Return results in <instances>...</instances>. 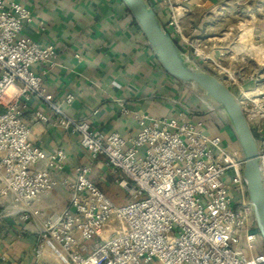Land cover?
<instances>
[{
  "label": "built area",
  "instance_id": "built-area-1",
  "mask_svg": "<svg viewBox=\"0 0 264 264\" xmlns=\"http://www.w3.org/2000/svg\"><path fill=\"white\" fill-rule=\"evenodd\" d=\"M33 23L27 7L0 0V198L11 199L27 220L31 205L58 186L52 170L62 171L66 155L35 146L24 121L35 99L80 136L92 160L106 159L130 199L116 205L90 179L91 165L79 167L73 183H63L72 190L69 206L44 221L35 257L49 251L61 264H264L239 146L212 135L207 122L194 119L199 110L182 97L174 116L136 114L139 131L127 138L93 130L86 121L63 119L44 84L58 65L57 48L26 34V25ZM226 86L239 92L264 183V82L256 78L241 87L233 79ZM74 99L68 94L64 102L70 105ZM35 120L48 122L42 112L35 113ZM41 163L44 167L38 169ZM103 232L110 235L105 238ZM94 239L92 248L84 245Z\"/></svg>",
  "mask_w": 264,
  "mask_h": 264
},
{
  "label": "crops",
  "instance_id": "crops-1",
  "mask_svg": "<svg viewBox=\"0 0 264 264\" xmlns=\"http://www.w3.org/2000/svg\"><path fill=\"white\" fill-rule=\"evenodd\" d=\"M12 1L27 7L33 15L34 23L26 25V34L34 41L57 48L58 65L45 76L44 84L53 104L62 109L63 119L86 121L93 130L104 134L117 132L127 138L139 131L136 114L162 117L180 111L177 103L185 92L157 63L120 0ZM216 2L207 0L205 6L210 8ZM251 21L256 28L264 27V21ZM254 75L264 79V69ZM68 94L75 96L70 105L64 102ZM36 112L45 114L48 122L36 121ZM194 119L207 122L212 135L227 134L224 127L214 125L205 110H200ZM24 121L31 128L35 146L48 154L61 150L66 160L62 171L52 170L58 186L31 205L27 220L11 199L0 198V264H61L49 251L43 258H36L34 250L44 221L60 215L69 206L72 190L63 183H73L77 169L89 164L90 179L116 205L123 206L115 200L120 198L116 189L120 187L118 177L104 157L91 159L80 144V136L66 127L47 104L32 100ZM43 167L41 163L37 168ZM35 211L39 214H33ZM101 235L107 238L110 232ZM96 240L84 245L92 248Z\"/></svg>",
  "mask_w": 264,
  "mask_h": 264
},
{
  "label": "rangeland",
  "instance_id": "rangeland-1",
  "mask_svg": "<svg viewBox=\"0 0 264 264\" xmlns=\"http://www.w3.org/2000/svg\"><path fill=\"white\" fill-rule=\"evenodd\" d=\"M206 1L168 0L163 3L148 0L190 60L200 69L228 86L232 85L233 79L241 87L248 86L252 79L257 78L254 73L264 69V27L256 28L251 21L253 18L254 23L259 21L263 24L264 0H217L210 8L205 6ZM173 16L179 19V25L173 21ZM180 86L185 92L181 95L184 103H189L195 110L207 111L214 125L219 124L226 129L224 140L237 145L232 131L210 110V106L205 101L201 102L200 96L190 88L181 83ZM235 94L239 96L238 91ZM116 189L120 198L115 200L119 204L130 202L127 192L120 187ZM112 226L119 228L117 223H112Z\"/></svg>",
  "mask_w": 264,
  "mask_h": 264
},
{
  "label": "water",
  "instance_id": "water-1",
  "mask_svg": "<svg viewBox=\"0 0 264 264\" xmlns=\"http://www.w3.org/2000/svg\"><path fill=\"white\" fill-rule=\"evenodd\" d=\"M146 39L157 63L172 79L190 88L232 131L246 165L243 176L256 227L264 245V183L259 149L236 95L217 77L200 69L178 46L148 0H120Z\"/></svg>",
  "mask_w": 264,
  "mask_h": 264
},
{
  "label": "trees",
  "instance_id": "trees-1",
  "mask_svg": "<svg viewBox=\"0 0 264 264\" xmlns=\"http://www.w3.org/2000/svg\"><path fill=\"white\" fill-rule=\"evenodd\" d=\"M164 27L172 35V30L169 27H167L165 24H164ZM174 39H175L176 43L178 44V46L182 49V51L185 52V50L183 49V47L181 46V44H179L178 40H176V38H174Z\"/></svg>",
  "mask_w": 264,
  "mask_h": 264
},
{
  "label": "bare ground",
  "instance_id": "bare-ground-1",
  "mask_svg": "<svg viewBox=\"0 0 264 264\" xmlns=\"http://www.w3.org/2000/svg\"><path fill=\"white\" fill-rule=\"evenodd\" d=\"M217 114V113H216Z\"/></svg>",
  "mask_w": 264,
  "mask_h": 264
}]
</instances>
